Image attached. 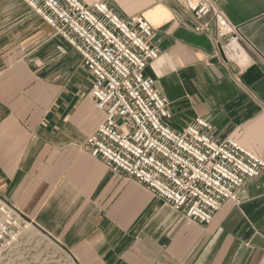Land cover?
<instances>
[{
  "label": "crops",
  "instance_id": "0c3cea01",
  "mask_svg": "<svg viewBox=\"0 0 264 264\" xmlns=\"http://www.w3.org/2000/svg\"><path fill=\"white\" fill-rule=\"evenodd\" d=\"M17 1L0 0V195L74 264H264V174L201 225L110 172L87 148L105 112L81 55ZM106 1L151 22L160 56L145 74L170 102V124L203 117L215 136L264 159V0H218L252 47L246 68L194 31L198 20L174 0Z\"/></svg>",
  "mask_w": 264,
  "mask_h": 264
},
{
  "label": "built area",
  "instance_id": "2783aa9c",
  "mask_svg": "<svg viewBox=\"0 0 264 264\" xmlns=\"http://www.w3.org/2000/svg\"><path fill=\"white\" fill-rule=\"evenodd\" d=\"M22 1L71 44L92 76L90 95L105 112L87 137L92 156L197 224H210L227 201L241 203L246 184L264 174V159L231 135L215 136L203 117L182 129L170 124V102L145 74L160 50L143 14L123 17L106 0ZM174 1L194 14V31L215 36L226 61L239 68L253 63L251 45L218 0ZM30 225L0 195V260L27 239Z\"/></svg>",
  "mask_w": 264,
  "mask_h": 264
},
{
  "label": "rangeland",
  "instance_id": "374dc122",
  "mask_svg": "<svg viewBox=\"0 0 264 264\" xmlns=\"http://www.w3.org/2000/svg\"><path fill=\"white\" fill-rule=\"evenodd\" d=\"M19 2L25 4L22 0ZM27 233V239L1 259L0 264H74L56 241L42 235L32 225Z\"/></svg>",
  "mask_w": 264,
  "mask_h": 264
}]
</instances>
